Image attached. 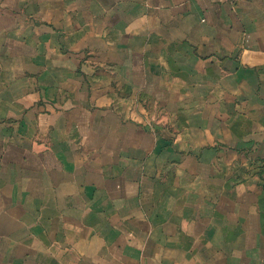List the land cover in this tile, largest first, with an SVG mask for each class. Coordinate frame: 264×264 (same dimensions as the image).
<instances>
[{
  "label": "crops",
  "instance_id": "crops-1",
  "mask_svg": "<svg viewBox=\"0 0 264 264\" xmlns=\"http://www.w3.org/2000/svg\"><path fill=\"white\" fill-rule=\"evenodd\" d=\"M0 264H264V0H0Z\"/></svg>",
  "mask_w": 264,
  "mask_h": 264
}]
</instances>
